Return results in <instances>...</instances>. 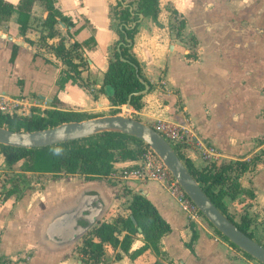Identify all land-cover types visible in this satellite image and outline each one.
Wrapping results in <instances>:
<instances>
[{"label":"crops","instance_id":"crops-1","mask_svg":"<svg viewBox=\"0 0 264 264\" xmlns=\"http://www.w3.org/2000/svg\"><path fill=\"white\" fill-rule=\"evenodd\" d=\"M5 1L15 6L20 2ZM117 1L57 0L56 8L70 18L74 28L68 31L57 24L58 35L47 38L45 44L40 41L47 17L44 4L34 3L25 35L20 33L18 12H13L0 25L7 36H0V93L33 98L36 107L32 112L56 108L93 118L108 116L102 111L112 108L99 90L119 39L112 15ZM159 8L156 22L141 18L134 36L132 53L153 87L143 95L140 110L128 109L130 117L149 126L161 121L181 125L191 130L192 136L215 146L221 158L212 163L204 162L191 142L185 146L183 157L197 170L251 161L239 177L242 193L234 199L226 196L224 203L231 216L239 212L236 221L246 215L251 220L250 230L258 231V236L264 234V0H159ZM181 20L185 26L179 30ZM92 37L94 43L89 41ZM62 38L68 48L75 42L83 45L81 58L87 65L76 83L69 81L60 90L57 80L67 67L50 47ZM256 158L259 160L254 163ZM15 173L33 179L25 189L18 187L16 196L6 199V194H0V264H85L79 250L86 235L64 249L49 240L47 230L88 182L80 176L82 184L52 178L51 173L9 169L0 153V193L2 184L7 187ZM126 183L125 196L120 190L115 195L106 185L110 205L100 222L128 216L132 196L141 194L155 206L171 232L161 238L158 254L149 248L131 258L130 254L145 245L143 236L137 234L128 254L108 248L100 264L243 263V253L203 220L195 223L198 239L192 252L186 246L192 239L188 216L164 186L152 180ZM244 191H251L253 197ZM254 240L260 242L256 235Z\"/></svg>","mask_w":264,"mask_h":264},{"label":"trees","instance_id":"trees-1","mask_svg":"<svg viewBox=\"0 0 264 264\" xmlns=\"http://www.w3.org/2000/svg\"><path fill=\"white\" fill-rule=\"evenodd\" d=\"M36 1L42 2L47 11V17L42 23L45 28V32L40 36L42 43L45 44L47 38L58 35L55 27L59 23L64 24L68 31L74 28V23L70 18L64 16L56 8L57 0H20L16 6L5 0H0V25L8 21L12 13L16 11L18 12L17 23L20 33L25 35L29 29L30 12ZM159 12V0H118L117 6L112 8V15L116 21L115 29L119 39L112 49V56L104 74L103 85L99 90L109 100L112 108L111 115H116L119 111L116 107L125 106L130 96H132L131 107L140 110L143 95H138V93L144 91L146 85L151 89L153 87L143 76L140 65L132 53V48L141 16L150 17L156 22ZM184 26L185 21H179L178 29L182 30ZM89 41L90 43L95 42L93 37ZM82 48L83 45L77 42L70 48L66 47L63 38L56 46L50 47L56 58L67 67L65 71L61 72L57 80V86L60 90L69 81L76 83L84 66L87 65V61L81 58ZM16 49L14 47V53H16ZM90 118L93 116L87 113L63 111L55 108L43 112L34 111L32 115L25 118L1 116L0 127L15 132H34ZM147 147L137 138L118 132H104L82 140L46 148L22 149L0 145V153L4 156L9 169H20L30 173H51L53 176L78 175L83 177L86 182H93L108 178L115 171L116 162L138 160ZM177 154L216 207L242 232L254 239L250 230L251 220L244 215L239 221H235L224 203L226 196L234 199L239 193H242L239 177L249 169L251 161L227 163L215 170H213L214 165L206 166L200 171L193 166L190 160L185 159L181 152H177ZM258 160L259 158H256L253 161L255 163ZM19 162H23L20 167L18 166ZM18 191V187L12 186L5 195L6 199L16 196ZM244 193L253 197L251 191H244ZM127 208L130 211L128 216L118 215L113 222H99L98 226L94 227L83 238V244L79 251L82 255L81 260L85 264H100L108 248H120L121 251L128 254L137 234L143 236L145 245L130 254L131 258L137 257L149 248H152L156 254L160 252V240L164 235L171 232L170 225L162 218L155 206L141 194H134ZM131 217L134 218L137 225L134 224ZM202 220L218 236L224 238L230 246L240 250L218 232L204 216H202ZM190 227L192 239L186 246L194 252V243L198 239V234L195 223L190 222ZM242 253L245 257L253 259L248 254ZM115 258L119 261L121 256L117 254Z\"/></svg>","mask_w":264,"mask_h":264},{"label":"water","instance_id":"water-1","mask_svg":"<svg viewBox=\"0 0 264 264\" xmlns=\"http://www.w3.org/2000/svg\"><path fill=\"white\" fill-rule=\"evenodd\" d=\"M59 24L65 28L64 24ZM0 36L7 38L1 31ZM149 90L150 87L146 85L145 90L138 95H145ZM131 97L126 104L127 109L131 108ZM20 115L24 116L25 113H20ZM30 115H32V111L29 112ZM104 132H118L137 138L152 149L208 222L242 252L264 264V245L250 238L231 222L207 196L169 143L151 126L139 120L120 115H108L80 122L64 123L34 132H15L0 127V145L22 149L46 148L82 140ZM18 164L20 165L22 162ZM129 165V162L117 164L122 168ZM105 187L106 185L100 182H88L74 196V199H71L68 204L66 203V211L49 225L47 230L49 240L68 249L87 235L101 221L109 208L110 198L106 195ZM131 219L137 225L134 218L131 217Z\"/></svg>","mask_w":264,"mask_h":264},{"label":"built area","instance_id":"built-area-1","mask_svg":"<svg viewBox=\"0 0 264 264\" xmlns=\"http://www.w3.org/2000/svg\"><path fill=\"white\" fill-rule=\"evenodd\" d=\"M35 107L36 104L33 98L25 96L12 97L5 93H0V117L21 116L20 113H25L24 116H21L25 118L29 116V112ZM151 127L159 133L176 152L182 153L185 146L191 142V144L201 152L204 162H219L221 158L220 152L215 147L192 136V131L181 125L168 121H161L153 124ZM194 137L195 142L193 143L192 138ZM129 163V166L122 168L118 167V162H116L115 171L109 178L121 181H157L164 186L167 192L176 200L180 208L187 214L189 222L198 223L199 220H202L203 214L201 211L186 195L170 170L152 149L147 147L138 160L130 161Z\"/></svg>","mask_w":264,"mask_h":264},{"label":"rangeland","instance_id":"rangeland-1","mask_svg":"<svg viewBox=\"0 0 264 264\" xmlns=\"http://www.w3.org/2000/svg\"><path fill=\"white\" fill-rule=\"evenodd\" d=\"M85 67L86 66H84V68ZM38 112H40V111H38ZM102 114L110 115L111 114V109L102 111ZM116 115H120V116H123V117H128V118L133 119L132 117H130V115H132V113L128 109H126V110H120L119 113H117ZM52 178H56V179H67V181L70 180V181H72L74 183H77V182H79V178L80 177L78 175H76V176H65V175H61V176H53ZM31 179H33V178L32 177L31 178L30 177L28 178L24 174H16L15 173L13 176H10L9 177V180H7V183L9 182L7 184V187L5 186V184H2L3 186H1V187L3 189H2V192L0 194L1 195L6 194L8 192V190L10 188H12V186H14V185L16 187H20L23 190L26 187H28V183H30ZM96 182H100V183L105 184L107 186L109 185L112 188L111 192L114 191V194L115 195L119 194L118 191L120 190L121 195L125 196V194H126V192L128 190L127 187H129V185L126 183V181L113 180V179H108V178L99 179ZM80 184H82V183H80ZM122 204H125V203H122ZM233 213H235V212H233ZM238 213L232 214V217H233L234 220L238 216ZM258 233H259L258 231L257 232H254L253 233V236L256 235L257 238H258V241H260L259 243L262 244V245H264V234H263V231L260 232V235L259 236H258ZM242 256H243V263L242 264H261L258 261H256L255 259H249V258L245 257L244 255H242ZM244 259H246V261H244Z\"/></svg>","mask_w":264,"mask_h":264}]
</instances>
